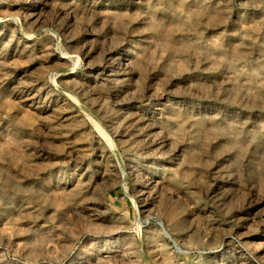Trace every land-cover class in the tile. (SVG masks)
Returning a JSON list of instances; mask_svg holds the SVG:
<instances>
[{"label": "rangeland", "instance_id": "374dc122", "mask_svg": "<svg viewBox=\"0 0 264 264\" xmlns=\"http://www.w3.org/2000/svg\"><path fill=\"white\" fill-rule=\"evenodd\" d=\"M0 264H264V0H0Z\"/></svg>", "mask_w": 264, "mask_h": 264}, {"label": "bare ground", "instance_id": "6f19581e", "mask_svg": "<svg viewBox=\"0 0 264 264\" xmlns=\"http://www.w3.org/2000/svg\"><path fill=\"white\" fill-rule=\"evenodd\" d=\"M67 74V73H66Z\"/></svg>", "mask_w": 264, "mask_h": 264}]
</instances>
